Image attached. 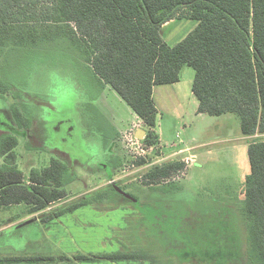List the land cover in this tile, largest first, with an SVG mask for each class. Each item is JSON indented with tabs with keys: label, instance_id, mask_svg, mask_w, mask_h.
I'll return each instance as SVG.
<instances>
[{
	"label": "rangeland",
	"instance_id": "rangeland-1",
	"mask_svg": "<svg viewBox=\"0 0 264 264\" xmlns=\"http://www.w3.org/2000/svg\"><path fill=\"white\" fill-rule=\"evenodd\" d=\"M196 25L195 21L178 22L164 34L170 44L176 43ZM6 48L0 69L4 74L16 71L19 82L13 81L15 88L6 95L0 93V115L4 112L10 124L7 111L17 104L32 120L27 139L19 136L20 169L28 179L32 169L49 166L52 158L75 169L69 197L45 212L115 183L123 188L118 191L123 198L107 193L101 205L91 204L47 223L40 222L42 212L30 214L25 205L0 208V258L47 255L72 259L78 254L130 249L150 250L158 257L155 264H251L244 185L251 173L249 141L261 136L244 137L238 115L197 114L187 101L182 110L178 108L181 114L167 104L158 117L161 142L150 146L143 139L134 145L129 135L117 132L137 123L136 115L111 87L99 84L90 70L75 66L64 46L50 43L38 51L18 53ZM194 78V70L184 67L183 84L190 89ZM184 148H193L190 154L196 156L195 162L190 159L182 172L159 184L145 182L144 174L151 167L173 160L184 162L189 155L178 152ZM141 160L146 164L139 166ZM106 168L112 169V180L108 172L101 171ZM33 218L39 222L19 226ZM44 264L113 263L59 260Z\"/></svg>",
	"mask_w": 264,
	"mask_h": 264
},
{
	"label": "trees",
	"instance_id": "trees-1",
	"mask_svg": "<svg viewBox=\"0 0 264 264\" xmlns=\"http://www.w3.org/2000/svg\"><path fill=\"white\" fill-rule=\"evenodd\" d=\"M174 20H193L197 25L171 46L163 39L162 28ZM50 43L64 46L75 66L90 70L99 84L111 87L121 97L141 119L144 141L150 146L159 143V111L153 89L180 82L186 66L195 72L192 92L199 102V114H236L244 137L261 136L248 145L251 173L245 179L243 212L251 264H264V0H0V56L6 47H10L9 53L34 52ZM13 81H18L16 71L4 74L0 69L1 94L13 90ZM9 117L15 128L12 122L0 124L10 130L0 133V208L25 205L30 214L44 212L39 219L47 223L91 204L101 205L107 193L122 197L118 191L123 188L115 183L45 212L69 197L75 169L52 158L49 166L32 169L27 179L18 164L19 135L15 131H27L32 120L17 104L10 108ZM145 164L144 160L138 162L139 166ZM185 168V162L173 160L151 167L144 179L148 185L159 184ZM101 171L108 172L110 180L114 178L112 169ZM157 258L150 250L127 249L78 254L72 259L6 257L0 258V263L155 264Z\"/></svg>",
	"mask_w": 264,
	"mask_h": 264
},
{
	"label": "crops",
	"instance_id": "crops-1",
	"mask_svg": "<svg viewBox=\"0 0 264 264\" xmlns=\"http://www.w3.org/2000/svg\"><path fill=\"white\" fill-rule=\"evenodd\" d=\"M183 21H193V20H174V21H171V22H169V23H167L166 25L163 26L162 35H163V39L165 40L166 43H168L171 46H174L177 43H179L181 40L184 39V38L183 39H179L178 41H175L176 43L170 44L168 42V38H166V36L164 34V30L168 29L172 25H175V23L183 22ZM182 72H183V70H182ZM182 72H181V79H182ZM193 81L190 84V89H189V85L188 84L187 85L183 84V80H181L180 82H178L176 84L155 86L154 89H153V97H154V100H155V103H156V106H157V109H158L159 113L161 112L160 108L167 107V104L168 105L171 104L173 109L180 108V110H182V107L184 106L185 101H187V102L191 103V106H193V111L192 112H195V113L199 114L198 113L199 102H198V100L196 99V97L194 96V94L192 92ZM180 110H179V112L181 114H183ZM172 113H174V112L172 111ZM181 114L178 113L176 116H180ZM136 119H137V123H129L124 128L123 131L117 132V133L121 134V133L124 132V133H126L125 135H128L129 133L132 132V133H135V135H136L137 131L139 129L145 130L144 127H143V123H142L141 119L137 115H136ZM157 134H158V132H157ZM159 141L161 142V140H159ZM160 146L162 147L161 144H160ZM192 151H193V148H184V149H180L178 152L182 153V155L186 156V157L189 155V157H187V158L191 159L193 157H196L194 154H190ZM162 153H164V152L162 151ZM172 157H174V155L170 156V158H172ZM167 158H169V157H167ZM43 213L44 212H42L40 215H42ZM36 220H37V222H39L38 221L39 219H34L33 218L32 220H30L28 222H24V223L20 224L19 226L27 224L29 222H30V224L34 223V221H36ZM32 239H34V238L32 237ZM29 241H31V240H29ZM30 245H32V244H30Z\"/></svg>",
	"mask_w": 264,
	"mask_h": 264
},
{
	"label": "flooded vegetation",
	"instance_id": "flooded-vegetation-1",
	"mask_svg": "<svg viewBox=\"0 0 264 264\" xmlns=\"http://www.w3.org/2000/svg\"><path fill=\"white\" fill-rule=\"evenodd\" d=\"M9 112H10V111H7L8 115H9ZM2 113H3V114L0 115V116H2V117L5 119L4 112H2ZM2 117H0V118H2ZM11 120H12V125H13V127L15 128V121H13V119H11ZM3 121H4L5 123L7 122L6 119L3 120ZM4 122H1L0 124L3 125ZM7 131H10V130H5L3 127L0 128V133H7ZM15 133L18 134L19 136H20V135H23V137H24L25 139H27V133H28V130H27V131H20V132H16V131H15Z\"/></svg>",
	"mask_w": 264,
	"mask_h": 264
},
{
	"label": "built area",
	"instance_id": "built-area-1",
	"mask_svg": "<svg viewBox=\"0 0 264 264\" xmlns=\"http://www.w3.org/2000/svg\"><path fill=\"white\" fill-rule=\"evenodd\" d=\"M129 135V139H130V141L134 144V145H138L139 143H140V141H139V139H137V137H136V135H135V133H129L128 134ZM135 141V142H134ZM196 158L195 157H193V158H191V162H195L194 160H195ZM189 158H187L184 162L187 164V163H189Z\"/></svg>",
	"mask_w": 264,
	"mask_h": 264
},
{
	"label": "water",
	"instance_id": "water-1",
	"mask_svg": "<svg viewBox=\"0 0 264 264\" xmlns=\"http://www.w3.org/2000/svg\"><path fill=\"white\" fill-rule=\"evenodd\" d=\"M145 136H146V131L145 130H143V129H139L138 131H137V134H136V137H137V139H139V140H143L144 138H145ZM128 198H131L130 196H127ZM132 199V198H131ZM133 200V199H132Z\"/></svg>",
	"mask_w": 264,
	"mask_h": 264
}]
</instances>
